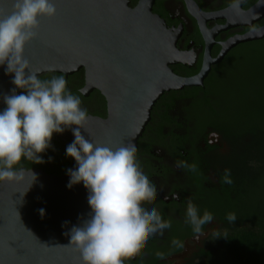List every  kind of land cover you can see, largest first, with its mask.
<instances>
[{
	"label": "water",
	"instance_id": "95a60500",
	"mask_svg": "<svg viewBox=\"0 0 264 264\" xmlns=\"http://www.w3.org/2000/svg\"><path fill=\"white\" fill-rule=\"evenodd\" d=\"M153 1L141 0L131 9L128 0H52L56 15L40 18L37 35L25 48L39 77L67 78L83 71L80 95L87 99L98 92L104 99L105 118L89 115L81 129L94 143L113 148L134 144L137 149L151 110L165 93L202 86L210 66L229 50L264 39V28L233 39L216 60L205 59L197 76L180 78L169 69L181 62L174 37L151 13ZM13 4L0 0V19ZM11 80L0 68V109L3 95L15 87ZM56 136L64 143L74 141L71 130ZM71 161L69 169H74ZM31 170H23L18 182L0 183V264H82L79 251L68 244L71 228L90 218L88 191L82 184L69 189L67 174Z\"/></svg>",
	"mask_w": 264,
	"mask_h": 264
},
{
	"label": "flooded vegetation",
	"instance_id": "af4514ba",
	"mask_svg": "<svg viewBox=\"0 0 264 264\" xmlns=\"http://www.w3.org/2000/svg\"><path fill=\"white\" fill-rule=\"evenodd\" d=\"M140 1L128 0V7L133 9ZM249 12L254 16L248 18ZM151 13L171 31L181 62L169 69L184 79L197 76L205 59L216 60L229 41L264 28V0H154ZM261 43L264 39L238 44L210 66L202 86L165 93L153 106L137 141V156L157 185V195L146 203L172 226L163 235L150 237L127 263L226 264L231 257L222 247L226 236L248 230L259 216L264 225V204L261 207L254 178L240 159L244 149L224 126L202 116L214 107L217 99L211 92L231 67L239 65L242 50ZM178 161L195 163L198 171L178 168ZM226 169L231 184L224 183ZM189 199L201 215L208 210L214 216L202 234L185 223ZM228 213H235L234 223L226 219ZM254 230L264 232V226L258 224Z\"/></svg>",
	"mask_w": 264,
	"mask_h": 264
},
{
	"label": "clouds",
	"instance_id": "9594fccd",
	"mask_svg": "<svg viewBox=\"0 0 264 264\" xmlns=\"http://www.w3.org/2000/svg\"><path fill=\"white\" fill-rule=\"evenodd\" d=\"M56 12L52 0H14L11 13L0 19V68L15 86L11 94L3 95L0 109V183L22 180L24 172L18 167L22 161L44 163L42 154L52 148L53 135L71 130L74 141L66 147V156L76 167L66 170L68 188L84 186L91 214L71 228L68 245L79 251L82 264H125L150 237L163 235L172 224L146 203L157 195V185L142 169L135 145L113 148L86 139L81 129L89 113L65 78L41 79L31 70L25 48L36 37L40 18H53ZM176 166L198 171L195 163L178 161ZM31 174L34 184L37 177L32 170ZM230 175L226 169L224 183H232ZM40 214L44 215L43 209ZM226 219L234 223L235 213ZM213 220L211 212L201 215L188 200L185 223L194 233L202 234Z\"/></svg>",
	"mask_w": 264,
	"mask_h": 264
},
{
	"label": "trees",
	"instance_id": "16d2710c",
	"mask_svg": "<svg viewBox=\"0 0 264 264\" xmlns=\"http://www.w3.org/2000/svg\"><path fill=\"white\" fill-rule=\"evenodd\" d=\"M262 48L264 43L242 50L245 54L239 65L231 67L229 73L217 82L218 86L211 92L217 99L214 107L204 110L202 114L208 122L224 126L227 133L241 144L244 152L240 159L245 171L250 172L249 175L254 178L261 207L264 204V102L258 105H248L245 102L244 92L255 88L246 81L244 74L246 65H249L248 61L257 57ZM52 76L62 75L48 74L40 78L50 79ZM64 78L69 90L80 97L82 107L87 109L89 115L105 118L106 104L98 92H93L87 99L79 93L84 85L83 71ZM68 145L67 142L59 141L54 134L52 148L42 154L44 163L22 161L18 167L21 170L37 169L48 175L62 176L66 174L72 162L71 158L66 156ZM258 224L264 226L262 216H259L258 221L253 220L248 230H234L226 236V243L222 247L231 256L226 264H264V232L254 230ZM125 264L132 263L125 261Z\"/></svg>",
	"mask_w": 264,
	"mask_h": 264
},
{
	"label": "rangeland",
	"instance_id": "374dc122",
	"mask_svg": "<svg viewBox=\"0 0 264 264\" xmlns=\"http://www.w3.org/2000/svg\"><path fill=\"white\" fill-rule=\"evenodd\" d=\"M248 62L244 75L247 77L246 81L252 84L255 90L244 92L245 102L248 105H258L264 102V48L260 49L257 57Z\"/></svg>",
	"mask_w": 264,
	"mask_h": 264
}]
</instances>
